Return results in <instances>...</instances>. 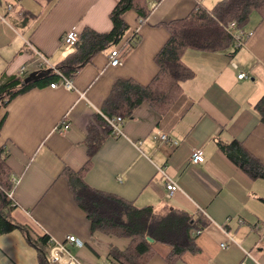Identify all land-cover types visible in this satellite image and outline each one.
I'll return each instance as SVG.
<instances>
[{"label":"crops","instance_id":"obj_1","mask_svg":"<svg viewBox=\"0 0 264 264\" xmlns=\"http://www.w3.org/2000/svg\"><path fill=\"white\" fill-rule=\"evenodd\" d=\"M116 1L0 0V85L38 71L27 44L57 66L72 51L61 43L67 32H109ZM220 1L162 0L141 25L129 11L123 17L127 37L137 31L140 43L129 51L124 43L113 48L119 66L108 64L107 50L71 79L74 90L51 89L49 84L34 87L0 110V148L7 152L15 179L11 216L33 240L65 242L74 236L84 243L81 249L70 248L81 264H114L110 248L124 250L129 240L90 231L62 172H76L86 163L87 128L102 114L113 84L131 79L145 86L156 75L154 57L169 37L166 24L197 6L210 10ZM245 31L251 36L232 56L186 51L182 60L193 78L182 84V95L172 108L161 116L147 104L138 106L131 118L123 119L122 136L105 138L84 178L90 188L138 208L151 207L157 215L170 208L205 212L201 215L209 223L195 239L197 251L175 264H239L245 252L252 258L245 264H264V180H251L216 145L219 140H237L264 167V125L254 111L264 95V19L250 20ZM239 74L246 78L238 79ZM197 148L204 162L192 164ZM161 168L180 189L170 200L164 195ZM225 232L238 246L220 248ZM167 251H157L149 264H168ZM46 252L42 261L49 264ZM0 264L42 262L27 237L15 230L0 236Z\"/></svg>","mask_w":264,"mask_h":264},{"label":"trees","instance_id":"obj_2","mask_svg":"<svg viewBox=\"0 0 264 264\" xmlns=\"http://www.w3.org/2000/svg\"><path fill=\"white\" fill-rule=\"evenodd\" d=\"M162 0H117L109 18L111 30L97 33L84 28L77 43L64 59L55 66L67 79H72L81 69L91 63L100 53L112 51L118 44L124 43L127 51L140 43L137 34L127 37L129 27L124 15L132 11L138 21L143 23L153 9ZM257 14L260 22L264 19V0H222L212 9L195 7L186 17L166 24L169 37L154 57L157 73L143 86L134 80H117L101 107L107 118L120 117L124 120L132 117L141 104L149 105L159 115L166 114L182 95V84L193 78V73L184 64L182 57L186 51L202 53H227L234 55V41L226 33V25L235 22L238 30L245 29L251 16ZM25 76L7 79L0 85V110L11 100L34 87H43L57 82L59 77L52 72L36 81L24 84ZM259 121L264 125V95L254 105ZM95 125L87 128L85 139L87 161L74 172L63 170L69 189L76 204L85 213L91 232L112 235L129 240L124 250L110 248L109 259L114 264H149L157 255V246H165L168 251L164 259L175 264L186 253L197 251L195 239L198 231L208 226V221L198 212L189 213L181 209L170 208L165 215H157L151 207H136L133 203L117 196L90 188L84 181L91 168L93 155L107 136L111 128L100 115L94 117ZM4 118L0 119V130ZM219 150L239 170L251 180H264V167L237 140L228 143L216 141ZM7 152L0 148V236L18 230L24 234L36 249L42 264L48 247V237L33 240L28 229L17 223L11 216L15 206L7 193L15 186V179L7 165ZM264 203V199H262ZM153 240L150 244L146 241Z\"/></svg>","mask_w":264,"mask_h":264},{"label":"built area","instance_id":"obj_3","mask_svg":"<svg viewBox=\"0 0 264 264\" xmlns=\"http://www.w3.org/2000/svg\"><path fill=\"white\" fill-rule=\"evenodd\" d=\"M138 24H143L142 21H138ZM225 31L227 34H229L234 41V48L240 49L245 44L246 40L251 36V32L243 33L242 31L238 30L236 27L235 22H230L226 25ZM134 34H137V31L134 32ZM79 38V35L75 32L69 31L67 32L61 39V43L63 45L74 47L77 43ZM30 51L36 56V68L38 71H43L46 69H50L53 74L59 77V80L57 82L51 83L50 88L51 89H57L59 87H63L66 90L72 91L74 90L73 83L71 79H67L64 76L61 75V73L57 70L55 66H53L50 63V60L47 56L43 55L41 52H39L37 49H35L33 46L27 44ZM108 64L112 67H117L121 64V60L118 58V51L112 50L111 53L108 56ZM233 67L236 68V66L233 64ZM25 71V68L22 67L20 69V72L23 73ZM246 76L244 74H239L238 79H244ZM80 97L84 98L83 94H80ZM102 118L105 120V122L109 125L111 128V136L118 138L122 136V125H123V119L120 117L116 118H107L104 115L100 114ZM66 127L60 128V131L65 130ZM162 141H166L167 137L162 136ZM174 145L177 144V142H172ZM190 162L192 164H201L204 162V155L201 148H197L193 151ZM166 168L158 169V172L162 175V177L165 179V198L167 200H170L173 195L176 192H179L180 189L175 181H173L166 173ZM8 199H10L14 206H16L15 202L12 199V191L7 193ZM197 210L206 216L205 212H203L200 208H197ZM200 234V231L197 232V235ZM226 242L222 243L220 245L221 249H227L231 245H237V242L234 240V238L229 234L226 233ZM84 243L74 237L69 236L65 242H57L53 239L48 238V247H47V260L49 264H81L75 257V255L70 251V248H76L81 249L83 248ZM246 259H251V256L245 252V258L242 260L239 264H245ZM255 262V261H254ZM258 264L257 262H255Z\"/></svg>","mask_w":264,"mask_h":264},{"label":"water","instance_id":"obj_4","mask_svg":"<svg viewBox=\"0 0 264 264\" xmlns=\"http://www.w3.org/2000/svg\"><path fill=\"white\" fill-rule=\"evenodd\" d=\"M51 73V70L50 69H46V70H43V71H35L31 74H29L25 79H24V84H28V83H31V82H36L46 76H48L49 74ZM146 241L150 244L153 243V240L150 239L149 237L146 238Z\"/></svg>","mask_w":264,"mask_h":264},{"label":"rangeland","instance_id":"obj_5","mask_svg":"<svg viewBox=\"0 0 264 264\" xmlns=\"http://www.w3.org/2000/svg\"><path fill=\"white\" fill-rule=\"evenodd\" d=\"M205 6H206V4H205ZM211 9H212V8H211ZM257 18H258V16H257V14H255V13L251 16V20H253V19H257ZM64 46H66V45H64ZM66 47L69 48V46H66ZM156 249H157V251H158L159 253H163V252H165V251L167 250V247H165V246H157Z\"/></svg>","mask_w":264,"mask_h":264}]
</instances>
